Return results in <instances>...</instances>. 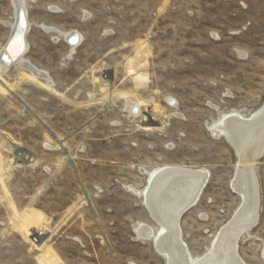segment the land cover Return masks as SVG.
Returning a JSON list of instances; mask_svg holds the SVG:
<instances>
[{
	"label": "rangeland",
	"instance_id": "1",
	"mask_svg": "<svg viewBox=\"0 0 264 264\" xmlns=\"http://www.w3.org/2000/svg\"><path fill=\"white\" fill-rule=\"evenodd\" d=\"M25 4L24 58L51 85L14 65L0 77V264H165L153 236L135 232L140 223L158 229L143 191L163 166L209 173L179 219L190 256L204 255L241 203L230 186L236 152L211 130L226 114L264 106V0ZM14 17L12 0H0V52ZM41 26L77 32L80 42L71 52ZM142 49L139 83L127 64ZM153 109L160 126L145 131ZM254 174L257 221L237 240L244 264H264V151Z\"/></svg>",
	"mask_w": 264,
	"mask_h": 264
},
{
	"label": "bare ground",
	"instance_id": "2",
	"mask_svg": "<svg viewBox=\"0 0 264 264\" xmlns=\"http://www.w3.org/2000/svg\"><path fill=\"white\" fill-rule=\"evenodd\" d=\"M26 1L12 0L15 17L10 37L0 52V77L11 65H14L23 70L30 80L42 81L49 87L51 80L48 74L37 69L24 58L28 50L26 35L31 25L27 16ZM41 27L47 32H53L57 37H63L70 46L71 52L80 42V35L77 32H62L54 28ZM8 44L9 47L6 49ZM146 52L144 49L137 52L127 64L130 74H133L134 79L139 83L145 81L140 70L146 64L144 63ZM126 107L131 115L140 113V104L132 103L128 98H126ZM156 111L153 109L143 116L140 124L143 130L150 131L160 126ZM211 132L224 135L235 149L238 167L230 186L240 197V207L232 219L213 237L208 251L193 259L182 241L179 219L184 207L191 203L196 204L200 192L208 183L209 173L179 166H163L148 172L147 187L143 191L144 204L159 226L155 232L152 230L153 227L140 223L135 228V232L139 238L153 236V244L164 258L165 264H244L237 255V240L241 235L249 234L248 229L254 227L257 221L259 194L254 164L256 158L264 151V106L247 117L235 112L226 114L213 126Z\"/></svg>",
	"mask_w": 264,
	"mask_h": 264
},
{
	"label": "water",
	"instance_id": "3",
	"mask_svg": "<svg viewBox=\"0 0 264 264\" xmlns=\"http://www.w3.org/2000/svg\"><path fill=\"white\" fill-rule=\"evenodd\" d=\"M19 16V15H18ZM17 39H18V37H17ZM19 39H20V37H19ZM9 47V44L6 46V49ZM229 145H230V143H228ZM230 147L233 149V151L235 152V149H234V147L232 146V145H230ZM195 205V203H191V204H189V205H187L186 207H184L183 208V211H182V214L184 213V212H186L188 209H190L192 206H194ZM146 206V205H145ZM146 208H147V206H146ZM147 211H148V213H149V216L158 224V222L156 221V219L151 215V213H150V211H149V209L147 208ZM181 214V215H182ZM248 230H250V229H248ZM48 237V234H45L44 236H41V238H39V244L40 243H42L46 238ZM143 239H145V240H147V239H150V238H143ZM154 249L158 252V250H157V248L155 247V245H154ZM159 253V252H158Z\"/></svg>",
	"mask_w": 264,
	"mask_h": 264
},
{
	"label": "snow or ice",
	"instance_id": "4",
	"mask_svg": "<svg viewBox=\"0 0 264 264\" xmlns=\"http://www.w3.org/2000/svg\"><path fill=\"white\" fill-rule=\"evenodd\" d=\"M73 43H75V41H73Z\"/></svg>",
	"mask_w": 264,
	"mask_h": 264
}]
</instances>
